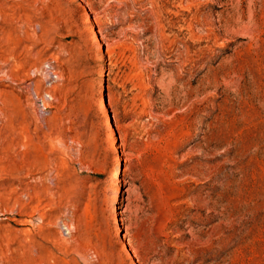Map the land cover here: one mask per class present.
<instances>
[{
  "label": "rangeland",
  "instance_id": "rangeland-1",
  "mask_svg": "<svg viewBox=\"0 0 264 264\" xmlns=\"http://www.w3.org/2000/svg\"><path fill=\"white\" fill-rule=\"evenodd\" d=\"M133 261L264 264V0H0V264Z\"/></svg>",
  "mask_w": 264,
  "mask_h": 264
},
{
  "label": "bare ground",
  "instance_id": "bare-ground-1",
  "mask_svg": "<svg viewBox=\"0 0 264 264\" xmlns=\"http://www.w3.org/2000/svg\"><path fill=\"white\" fill-rule=\"evenodd\" d=\"M93 23H94L93 20L89 18L88 21H87V23H86V25H87V27H90V28H91V26H92ZM92 37H93L94 39H97V38H98V34H97V32L94 31L93 34H92ZM49 73H50V72H49ZM52 73H53V72H52ZM103 73H104L103 70L100 69V71H99V73H98V76H99V77L102 76ZM28 85H29V84H28ZM97 86H98V102H99V104H100V108H101L102 110H104V112H103V114H102V117H103V119H104V126L108 128V135L111 136L110 141H111V144H112V152H113V153H117V151H118V148H117V142H116V137L114 136V134H113V130H112V127H111L110 115H109V113L104 109L105 106H104V102H103V94H102V91H101V87H102V81H101V80H98V81H97ZM22 87H23V86H22ZM112 211H114V208L112 209ZM112 221L114 222V224H117V222H118V217H117V215H116L115 212H114L113 215H112ZM63 225H64V224H63ZM64 227H66V229L69 230L68 227H67L66 225H64ZM129 254H130V251H129V249H127V250H126V255H129ZM132 264H137V263H136L135 261H133Z\"/></svg>",
  "mask_w": 264,
  "mask_h": 264
}]
</instances>
